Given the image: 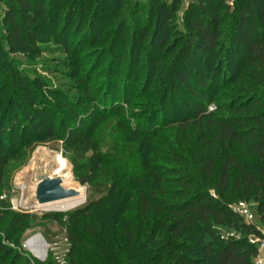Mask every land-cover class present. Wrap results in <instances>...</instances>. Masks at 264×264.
<instances>
[{
  "label": "trees",
  "instance_id": "16d2710c",
  "mask_svg": "<svg viewBox=\"0 0 264 264\" xmlns=\"http://www.w3.org/2000/svg\"><path fill=\"white\" fill-rule=\"evenodd\" d=\"M231 1L194 0L182 31L172 21L178 0H0V264H55L18 247L39 227L37 216L1 198L10 150L28 155L37 142L60 143L87 186L83 206L41 218L64 232L69 264H254L248 239L261 236L256 227L264 232V0ZM48 42L66 56L73 95L29 78L14 58L33 61ZM97 47L83 71L79 54ZM104 63L108 110L102 88L90 85ZM141 71L145 120L109 119L124 112L116 101L122 72L127 105ZM102 124L135 141L140 158L111 159L97 135ZM28 130L40 139L27 140ZM238 202L253 204L255 224L233 213Z\"/></svg>",
  "mask_w": 264,
  "mask_h": 264
},
{
  "label": "rangeland",
  "instance_id": "374dc122",
  "mask_svg": "<svg viewBox=\"0 0 264 264\" xmlns=\"http://www.w3.org/2000/svg\"><path fill=\"white\" fill-rule=\"evenodd\" d=\"M108 1L110 2V0ZM138 1L143 4L147 3V0ZM163 1L166 3V5L170 6L173 0ZM178 1L179 5L177 11L172 17V21H174V24L179 30L183 31L184 14L189 5L193 3L194 0ZM228 4L232 6V1L228 0ZM3 11L4 6L0 4V21L3 17ZM104 19H106L105 16ZM112 25L113 24L111 22L108 23V27L111 28ZM83 30H85V28H83ZM76 41L77 39L75 36L71 35L68 43L73 46ZM104 45L105 44H102L98 47H103ZM42 47H44L42 54L33 61L27 60L26 57L21 54L14 55V58L20 61V64L22 63L20 65V69L31 79H33V76L35 75L39 76L43 78L48 84H50L52 88L59 89L65 93L73 95L75 82H73V80L69 77L70 75L67 73L68 70L62 66V61L66 57L63 53V50H61L60 46L52 42H48ZM98 47L95 48V50H92L94 52H90V54H84L85 52L79 54L82 57L84 56L82 59L83 63H87L86 65L84 64L83 71L91 69V65L95 63L100 54H98ZM91 49L92 48H90V50ZM108 66H110L112 69L111 65ZM100 69L101 72L99 75L97 72ZM109 72L110 70L107 69V64L104 63L98 70H96V72H94L90 79V85L93 89L97 87L102 88L100 97L106 96V102L101 101L102 105H106V110H108L110 105L113 103L110 101L112 93L109 91V89L107 90L106 85L109 76L107 74ZM98 75L101 77L98 78ZM139 75L140 76L137 83H133L134 86L131 99L128 104L125 105L124 100L122 99L123 95L125 94L124 90L130 89L128 87L130 82H127V78L124 77L122 72V75L119 77L118 81V92H120V96L116 99V101L120 102L124 112L116 118L109 119H113L114 121L123 120L124 123L129 121V125L131 126L137 122L145 120L146 107L148 105V99L146 98L148 94L143 93V87L146 79L145 71H141ZM18 113L19 116L22 115L21 112ZM161 119L162 114L160 113L158 115V121L160 122ZM97 133L99 139L106 145L102 148L103 151L109 152L111 159H131L130 161L134 162L136 159L140 158L142 148H140V146L135 141L125 137L123 133L117 128L102 124L98 127ZM24 135L27 140L35 135L38 138V135L31 130H28L26 133H24ZM21 136H23V133ZM8 139L9 137L7 138L6 135L3 138L6 143H8ZM21 140V137L17 138L16 143H20ZM27 140H25L24 143H26ZM22 151L23 147L20 150V153L17 150H10L11 160L8 165V176L10 178L9 186L1 198L7 199L10 205H14L15 209H11L15 212H25L37 216L39 227L25 231L19 240L20 242L18 247L25 251L29 257L38 261L49 259L50 261H54L55 264H69L67 255L69 253L70 244L66 240L64 232L61 230L56 221H53L52 219L42 220L41 218L45 214L52 213L65 215L66 213L74 211L76 208L83 206L86 202L87 186H83L78 181H76L73 174V166L69 158L63 156L60 143L37 142V145L35 146V149L32 153L27 155L22 154ZM58 158L65 163L63 168L60 166ZM44 175H48L50 177L59 176L62 178L65 188L75 190L80 189L84 194L83 202L74 209L65 212L48 211V208L38 206L35 200V191L38 178ZM247 204L250 209L253 208L252 203ZM61 218L62 221L65 220V216ZM9 245L14 249H18V247L12 243Z\"/></svg>",
  "mask_w": 264,
  "mask_h": 264
},
{
  "label": "water",
  "instance_id": "95a60500",
  "mask_svg": "<svg viewBox=\"0 0 264 264\" xmlns=\"http://www.w3.org/2000/svg\"><path fill=\"white\" fill-rule=\"evenodd\" d=\"M80 193L75 189L65 188L61 177L40 176L35 191L38 206L43 207L56 202L78 197Z\"/></svg>",
  "mask_w": 264,
  "mask_h": 264
},
{
  "label": "built area",
  "instance_id": "2783aa9c",
  "mask_svg": "<svg viewBox=\"0 0 264 264\" xmlns=\"http://www.w3.org/2000/svg\"><path fill=\"white\" fill-rule=\"evenodd\" d=\"M213 109V108H212ZM234 214L239 216L247 224H255L256 216L252 209L248 207L246 202H238L230 206ZM11 208L15 209L14 205ZM260 231L261 236H250L248 241L254 245L257 249L256 257L254 258V264H264V232L260 227H256ZM225 237H238L235 233H227Z\"/></svg>",
  "mask_w": 264,
  "mask_h": 264
},
{
  "label": "bare ground",
  "instance_id": "6f19581e",
  "mask_svg": "<svg viewBox=\"0 0 264 264\" xmlns=\"http://www.w3.org/2000/svg\"><path fill=\"white\" fill-rule=\"evenodd\" d=\"M58 161H59L60 166L63 168L65 166V163L62 162L59 158H58ZM76 191L80 193L78 197L64 200L61 202H56V203L49 204L43 207L48 208L47 209L48 211H57V212H65V211L74 209L75 207L79 206L84 200L83 192L80 189H77Z\"/></svg>",
  "mask_w": 264,
  "mask_h": 264
}]
</instances>
